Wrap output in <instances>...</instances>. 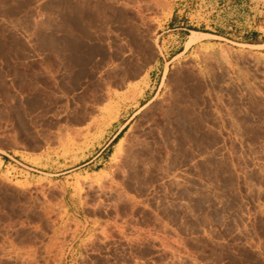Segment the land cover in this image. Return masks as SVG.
Listing matches in <instances>:
<instances>
[{"label":"rangeland","instance_id":"1","mask_svg":"<svg viewBox=\"0 0 264 264\" xmlns=\"http://www.w3.org/2000/svg\"><path fill=\"white\" fill-rule=\"evenodd\" d=\"M258 40L264 0H0V264H264Z\"/></svg>","mask_w":264,"mask_h":264},{"label":"bare ground","instance_id":"2","mask_svg":"<svg viewBox=\"0 0 264 264\" xmlns=\"http://www.w3.org/2000/svg\"><path fill=\"white\" fill-rule=\"evenodd\" d=\"M151 102L149 101L148 103H146L144 106H142V108H144V107H146V106H148L149 104H150ZM167 109V108H166ZM161 115V114H160ZM164 115V114H163ZM159 116V115H158ZM162 116V115H161ZM147 117V116H146ZM144 118H145V116H144ZM156 118V117H155ZM143 120V119H142ZM149 120V119H148ZM163 121V120H162ZM162 123H164V122H162ZM170 123V122H169ZM143 124V123H142ZM145 124H146V121H145ZM144 125V124H143ZM167 125V124H166ZM170 125V124H169ZM172 125H174V124H172ZM177 125V124H176ZM175 125V126H176ZM160 126V125H159ZM162 126V125H161ZM160 126V127H161ZM150 128V127H149ZM152 128V127H151ZM157 129V128H156ZM162 129V128H161ZM150 130V129H149ZM152 130V129H151ZM170 130V129H169ZM137 131H139L138 129H137ZM153 131V130H152ZM142 133V132H141ZM155 133V132H154ZM140 135H142V134H140ZM138 136V135H137ZM140 137V136H139ZM154 139V138H153ZM153 141V140H152ZM145 144V143H144ZM149 144V143H148ZM140 146V145H139ZM151 150V147L148 145V147H146L145 145L142 147V152L144 153V154H146V153H148L149 154V151ZM140 152H141V150H140ZM151 152H152V150H151ZM136 155V154H135ZM147 155V154H146ZM145 156V155H144ZM131 158H132V156H131ZM134 158V157H133ZM136 158V157H135ZM140 158V157H139ZM142 158V157H141ZM149 158H150V156H149ZM142 160V159H141ZM149 160V159H148ZM127 161V160H126ZM135 160H133V162H134ZM133 162L132 163H130V171L131 172H136L138 169L139 170H141L142 168H144L143 167V164L142 163H140V161H137V167H135L134 165H133ZM142 162V161H141ZM144 162V161H143ZM145 162H146V160H145ZM149 163V162H148ZM145 164V163H144ZM153 165H155V164H153ZM148 166V165H147ZM146 166V167H147ZM152 166V165H151ZM151 166H150V169H151ZM149 168V167H148ZM144 170H145V168H144ZM148 170V169H147ZM130 172V174L132 175V173ZM128 173V172H127ZM146 173V172H145ZM130 174H129V176H130ZM135 173H133V175H134ZM138 174V173H137ZM125 175V174H124ZM148 175V174H147ZM140 176V175H139ZM145 176H146V174H145ZM139 178V177H138ZM140 178H141V176H140ZM117 181V180H116ZM140 181V180H139ZM135 182V181H134ZM125 184V183H124ZM121 185H122V183H121ZM107 187V186H106ZM105 187V188H106ZM111 187V186H110ZM112 189V188H111ZM117 189V188H116ZM126 191V190H125ZM117 223V222H116ZM64 230V229H63ZM65 231V230H64ZM63 231V232H64ZM65 233V232H64Z\"/></svg>","mask_w":264,"mask_h":264},{"label":"crops","instance_id":"3","mask_svg":"<svg viewBox=\"0 0 264 264\" xmlns=\"http://www.w3.org/2000/svg\"><path fill=\"white\" fill-rule=\"evenodd\" d=\"M260 38H261V36H260ZM256 42H258V43H254V44L259 45V46H264V40H258V41H256ZM115 136H116V135H114L113 138H114ZM111 140H112V139H111ZM103 149H105V147H104Z\"/></svg>","mask_w":264,"mask_h":264}]
</instances>
